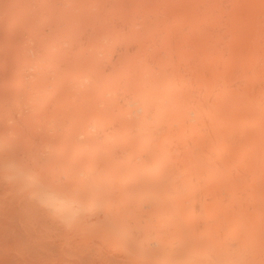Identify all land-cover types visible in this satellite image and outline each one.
<instances>
[{
	"label": "bare ground",
	"instance_id": "6f19581e",
	"mask_svg": "<svg viewBox=\"0 0 264 264\" xmlns=\"http://www.w3.org/2000/svg\"><path fill=\"white\" fill-rule=\"evenodd\" d=\"M150 1L0 0V264H264V1Z\"/></svg>",
	"mask_w": 264,
	"mask_h": 264
},
{
	"label": "rangeland",
	"instance_id": "374dc122",
	"mask_svg": "<svg viewBox=\"0 0 264 264\" xmlns=\"http://www.w3.org/2000/svg\"><path fill=\"white\" fill-rule=\"evenodd\" d=\"M151 1H152V0H151ZM151 1L149 2V3H150L149 6L153 4V5H152L153 8H152V7H149L148 9H149V10H155V9H156V11H158V10H157L158 7H156V8L154 7V5H155V4H154L155 1L157 2L158 0H155V1L153 0V1H154V2L152 1L153 3H151ZM215 1H217V4L219 3L218 6L220 5V6L222 7L223 10L221 9L222 11L219 10L220 12H219V11L216 12V13H218V16H217V14L215 13V11H214L215 14H212V15L210 14V17H211V20H210V21H211V22H214V21H215L214 18L219 19L220 17L223 18V21H226L227 19H228V21H230L231 19L236 20V18H237L236 15H238V13L236 12L237 9H235V7H234V5L236 6V3H234V2H236V1H238V0H236V1L234 0V2H233V0H232V1H229V0H225V1H224V0H222V1H221V0H215ZM223 1H224V2H223ZM245 1H246V0H245ZM252 1H253V0H252ZM258 1H259V0H257V1L255 0L256 3H257ZM262 1H264V0H262ZM158 2H159V1H158ZM225 2H226V3H225ZM230 2H231V3H230ZM259 2H260V1H259ZM222 3H223V5L226 4V6L228 7V10H226L227 7L222 6ZM227 3H230V5H228ZM263 3H264V2H262V4H263ZM232 5H233V9H235L236 11L234 10L235 12H234V11L231 12V11L233 10V9H232V10L230 11L231 13H227V11H229V9H230V7H231ZM259 5L261 6V2H260L259 4L257 3L253 10L255 11V9H256L257 6L260 7ZM262 7H263V10H264V4H263V6H261L260 8L262 9ZM150 8H152V9H150ZM260 8L257 9L258 11H256V13H257V12L259 13V9H260ZM225 10H226V12L224 13ZM156 11H155V12H156ZM261 11H262V10H261ZM261 11H260V12H261ZM151 12H152L153 14H158V12H157V13H155V12H153V11H151ZM223 13H224V14H223ZM232 13H236V14L233 15ZM249 13H251V14L249 15ZM252 13H253V14H252ZM258 13H257V14H258ZM257 14H256V16H255V15H254V12H253V11L251 12V10H250V12H248V15L251 17V19H253V21L256 22V20H257V21L259 20V21H260V23H259V21H258L259 25L261 24V25L264 27V22H263V21H264V19H263L264 17H263L262 19L259 17L260 15H261V17L264 16V12H262V14L259 13L260 15H257ZM223 15H224V16L226 15L225 17H227V19H226ZM252 15H253V16H252ZM228 16H229V17H228ZM234 17H235V19H234ZM254 17H256V18H254ZM258 17H259V19H258ZM158 18H159V17H158ZM162 18H163V17L161 16L160 20H162ZM224 18H225V19H224ZM230 18H231V19H230ZM170 19H172V17H170ZM170 19H168V21H169ZM240 19H241V17H240ZM255 19H256V20H255ZM260 19L263 20V21H262L263 23H261V20H260ZM172 21H173V22H172ZM175 21L178 22V20H176V19L173 17V19L170 20L168 23L170 24V22H171V23H173V25H175V24H176ZM231 21H232V20H231ZM221 23L223 24V22H221ZM224 23H225V22H224ZM234 23H235V22H234ZM173 25H171V26L173 27ZM256 25H257V24H256ZM259 25H257V26H259ZM162 26H163V25H162ZM162 26L160 25L159 28L164 32L165 29H166V26H167V25H164V26H165V27H164L165 29L162 28ZM171 26H170V25L167 26L168 28L166 29V31H169L170 28H171ZM241 26H242V25H240V26H238V27L235 26V27H233V28H236V29L238 28V29H237V30H235V29L232 30V24H231V27H230V23H228V24L224 25V30H223V26H222V29H221V30H223V31H222L223 34H224V32H226L227 35L229 34V35H228V37H229V36H230V33H231V35H232V32H230L231 30L233 31V34H234L235 32H236V33H239L238 31H242V30H243L242 28H244V27H241ZM257 26H256V27H257ZM134 27H135V26H134ZM228 27H229V29H228ZM259 27H260V26H259ZM263 27H261V28H263ZM225 28H226L227 30H225ZM240 28H241V29H240ZM261 28H258V27H257L256 29H260V30H256V29H255V31H256L257 34H260V33L262 34V40H260L261 38H260V39L258 38V39H259L258 41H261V42L263 43V41H264V30H262ZM131 29L133 30V33L135 34V31H136V30L134 31L135 28H132V26H131ZM131 29H129V27H128V28H127V31H124L125 36H124V34H123V36H124L123 38H124L125 40H128L129 38H130V40H131V38L134 36V35H129V32H131V31L128 32V30H131ZM163 29H164V30H163ZM263 29H264V28H263ZM234 30H235V31H234ZM260 31H261V32H260ZM262 31H263V32H262ZM143 32H145V33L142 34V35H144V37H145L146 30H145V31H142V33H143ZM228 32H229V33H228ZM259 32H260V33H259ZM133 33L131 32L130 34H133ZM219 33H221V32L219 31ZM254 33H255V32H254ZM126 34H127V36H126ZM139 34H140V33H139ZM147 34H148V31H147ZM147 34H146V35H147ZM261 34H260V35H261ZM260 35H258V36L261 37ZM139 36H140V35H139ZM140 37H142V36H140ZM126 38H127V39H126ZM258 96H259V95H257V97H256L257 99H258ZM260 97H262V98L264 99V95H262V96L260 95ZM260 97H259V99H260ZM256 98L254 97L253 100H254V101H257ZM262 98H261V99H262ZM259 99H258L257 102H253V101L251 100V102H252L253 104H252L250 101H248L247 103H246V102H245V103H242L243 106L237 108V110L239 109V112H242V111H246V112H247V110H249V112H250L249 107H252V109H254V110H251L250 113H252V116H251V117H253V118H251V117H249V118H250L251 120H255V121L257 120L258 122L260 121L259 124L261 125V122H262L261 120H262V119H261L260 117L257 118V119L254 117V116L258 117L257 114L259 115L261 111H263V113H264V110H262L261 108L258 109V107H259L260 105H262V103H264V102H263L264 100H263V99H262V100H259ZM259 101H260V102H259ZM248 103H249L250 105H249ZM255 103H257L258 105H259V103H261V104H260L259 106H257ZM245 104L247 105V107L245 106ZM251 104H252V106H251ZM254 104H255V105H254ZM248 105H249V106H248ZM254 106H257V107L253 108ZM256 109L258 110L259 113L257 112ZM260 109H261V110H260ZM252 111H254V112H252ZM247 113H248V112H247ZM263 113L261 112V114H263ZM249 118H246V119H249ZM246 119H244V120H243L244 122H242V125H243V126H242V125H241V126H242L243 128H248V127L253 128L254 126H255V127L258 126V125H255V123H257V121H256V122H254V121H250L251 123H248V120L246 121ZM250 119H249V120H250ZM241 121H242V120H241ZM245 121H246V122H245ZM244 123H247V125L250 124V126H249V125L247 126V125L245 124V125H246V127H245ZM252 124H254V125H252ZM241 126H240V127H241ZM251 126H253V127H251ZM242 127H241V128H242ZM261 129H262V127L260 128V130H259V129L257 130V133H253V134H252V137H254V138H251V139H250V140H251V142H250V144H249V147H250V148H251V146H253V145H254V147H255L260 141L264 140V138H262V137L264 136V135H263L264 133H263V134L261 133V132H262ZM258 131H261L260 134H262V135H260V134L258 133ZM255 134H256V135H260L261 137L259 136V138H260L261 140H260L259 138L257 139L258 136L256 137ZM255 139H257V140L255 141ZM250 140H249V141H250ZM252 141H254V142H252ZM258 141H259V142H258ZM253 143H255V144H253ZM256 143H257V144H256ZM250 145H251V146H250ZM245 147H246V146H245ZM245 147H243V150H242L243 152H244V150H245V152H246L247 150H249V147H248V146H247L248 149L245 148ZM246 149H247V150H246ZM243 152H242V153H243Z\"/></svg>",
	"mask_w": 264,
	"mask_h": 264
},
{
	"label": "clouds",
	"instance_id": "9594fccd",
	"mask_svg": "<svg viewBox=\"0 0 264 264\" xmlns=\"http://www.w3.org/2000/svg\"><path fill=\"white\" fill-rule=\"evenodd\" d=\"M11 170H12V173L13 174L9 177V179L14 180V181L21 182L26 187H30V186H33L34 185V181H32L31 178L25 177L22 173L16 171L14 167ZM30 197L32 199H36L37 202H41L39 200V197L37 196V194L35 192L30 193Z\"/></svg>",
	"mask_w": 264,
	"mask_h": 264
}]
</instances>
